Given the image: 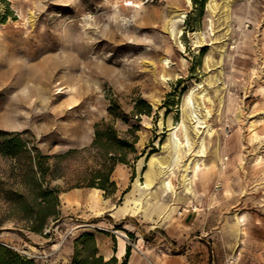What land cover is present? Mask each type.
<instances>
[{
    "label": "rangeland",
    "instance_id": "374dc122",
    "mask_svg": "<svg viewBox=\"0 0 264 264\" xmlns=\"http://www.w3.org/2000/svg\"><path fill=\"white\" fill-rule=\"evenodd\" d=\"M127 1L0 0V131L25 145L0 154V244L28 264H73L90 232L108 264L124 259L120 238L160 264L199 240L209 264H264V0ZM96 123L136 128L111 192L76 185L100 162L82 150ZM174 126L175 188L162 191L156 159L175 152ZM24 149L50 156L59 189L40 231ZM190 157L194 194L181 180ZM192 205L198 221L184 228Z\"/></svg>",
    "mask_w": 264,
    "mask_h": 264
},
{
    "label": "trees",
    "instance_id": "16d2710c",
    "mask_svg": "<svg viewBox=\"0 0 264 264\" xmlns=\"http://www.w3.org/2000/svg\"><path fill=\"white\" fill-rule=\"evenodd\" d=\"M2 22V21H0ZM135 127L127 130V133L121 136L112 126L103 128L101 123L95 124L94 138L88 147L82 150L88 153L96 152L100 156L98 167L91 168L90 173L83 178H79L76 185L83 184L90 187L103 189L105 192L114 190V182L110 180V174L117 161L128 162L127 156L133 150V144L137 140ZM9 135V136H8ZM129 138H127V136ZM8 136V137H7ZM24 142L18 136V132L9 133L0 131V154L6 155L13 152L14 148L20 149L24 147ZM75 149H70L65 153L53 155L54 162L60 158L70 154ZM28 163L29 181L27 184L33 186L31 197L38 207L37 224L32 228L40 231L46 218L55 213V206L58 203L57 192L58 187H50L49 180L45 179V174L49 169L46 161L49 155H40L35 149V154L31 155L26 149L23 151ZM111 153V154H110ZM35 169L32 170L33 168ZM37 175V176H36ZM53 176H55L53 174ZM129 255V247L127 246L124 259L121 264H126ZM73 264H108L103 261V257L97 254L96 240L92 233L85 232L76 241V249L73 257ZM30 260L21 259V257L10 248L0 244V264H28Z\"/></svg>",
    "mask_w": 264,
    "mask_h": 264
},
{
    "label": "crops",
    "instance_id": "0c3cea01",
    "mask_svg": "<svg viewBox=\"0 0 264 264\" xmlns=\"http://www.w3.org/2000/svg\"><path fill=\"white\" fill-rule=\"evenodd\" d=\"M198 214L199 210H191L185 211L181 214V224L185 227H188L190 225L196 224L198 221ZM158 227V226H156ZM186 232V230H184ZM183 237H187V232L185 235H182ZM197 236V235H196ZM200 238L199 236H197ZM205 242L207 241H194L192 244L191 249H186L180 253H175L174 255H168L167 253H163L160 257H158V261L160 264H209L207 262V254L205 253L207 250ZM170 244L169 241L162 242L163 247H167ZM125 245V244H124ZM127 246L123 248V250L119 253V246L117 247V252L115 254V257L119 260L125 255ZM148 260H147V259ZM150 258L146 256L145 254L140 255L134 251L129 252L128 255V261L129 264H149Z\"/></svg>",
    "mask_w": 264,
    "mask_h": 264
},
{
    "label": "bare ground",
    "instance_id": "6f19581e",
    "mask_svg": "<svg viewBox=\"0 0 264 264\" xmlns=\"http://www.w3.org/2000/svg\"><path fill=\"white\" fill-rule=\"evenodd\" d=\"M188 1H190V0H188ZM229 2H230V0H226V2H225V5H226L227 9H228ZM127 3L128 4H132L133 1L129 0V1H127ZM162 76H163V78L165 77L164 74ZM57 89H58L57 91L61 92L62 89H64V88L60 87V88H57ZM250 126L253 127L252 128L253 130L255 129L254 122H251ZM170 130H171V134L173 133V135L175 136V142H176L175 148H176V150L173 153V155L170 156V161H168L167 163H163L159 159H156V166L158 168V174H159V177H160L159 182H160V187L162 188V191H171V190H174V188H175V186L173 185L171 176H173L175 174L173 165L176 164L174 162H177L179 157H180L179 146L182 144V140H180V138L176 134L177 127L174 126ZM209 132L211 134V131H209ZM254 132H256V131H254ZM183 135L185 137L186 142L188 143L189 139H188V136L186 134V129L185 128H184V131H183ZM192 163H193V165H191ZM198 164H199V160L198 159H194V157H192V158L190 157L188 159V162L184 163L183 172L181 173V180H182V183L185 186L186 192H188V193H193L194 194V191H193V188H192V177L194 176V172H195V169L198 167ZM191 171H193V174L190 175ZM135 184L139 188H143L146 185H148L147 182L145 184H142L139 180H136ZM94 190H98V189L94 188ZM236 218H237V222L238 223L243 221L242 216H237ZM124 247H125L124 239L120 238V241H119V253L123 250Z\"/></svg>",
    "mask_w": 264,
    "mask_h": 264
},
{
    "label": "built area",
    "instance_id": "2783aa9c",
    "mask_svg": "<svg viewBox=\"0 0 264 264\" xmlns=\"http://www.w3.org/2000/svg\"><path fill=\"white\" fill-rule=\"evenodd\" d=\"M189 209H191V210H196L197 209V206L196 205H192V206H190V207H183L180 211H179V213H182V211H188Z\"/></svg>",
    "mask_w": 264,
    "mask_h": 264
}]
</instances>
